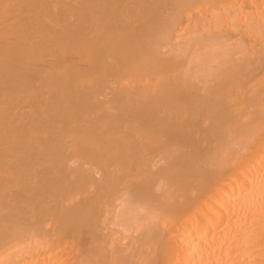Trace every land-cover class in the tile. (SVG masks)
<instances>
[{"label":"bare ground","instance_id":"1","mask_svg":"<svg viewBox=\"0 0 264 264\" xmlns=\"http://www.w3.org/2000/svg\"><path fill=\"white\" fill-rule=\"evenodd\" d=\"M0 264H264V0H0Z\"/></svg>","mask_w":264,"mask_h":264}]
</instances>
